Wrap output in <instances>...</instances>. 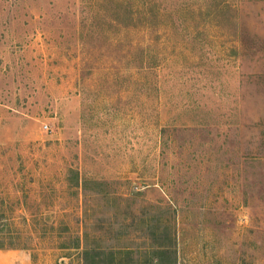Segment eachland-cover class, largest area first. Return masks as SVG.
Segmentation results:
<instances>
[{
	"label": "rangeland",
	"instance_id": "374dc122",
	"mask_svg": "<svg viewBox=\"0 0 264 264\" xmlns=\"http://www.w3.org/2000/svg\"><path fill=\"white\" fill-rule=\"evenodd\" d=\"M264 264V0H0V264Z\"/></svg>",
	"mask_w": 264,
	"mask_h": 264
},
{
	"label": "trees",
	"instance_id": "16d2710c",
	"mask_svg": "<svg viewBox=\"0 0 264 264\" xmlns=\"http://www.w3.org/2000/svg\"><path fill=\"white\" fill-rule=\"evenodd\" d=\"M149 264H161V263L159 261L155 260L154 262L149 263Z\"/></svg>",
	"mask_w": 264,
	"mask_h": 264
}]
</instances>
